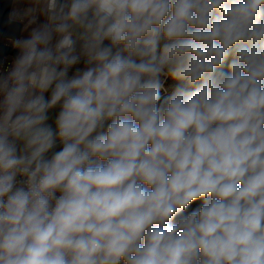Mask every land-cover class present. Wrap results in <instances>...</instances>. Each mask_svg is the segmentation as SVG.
I'll return each instance as SVG.
<instances>
[{"label":"clouds","instance_id":"1","mask_svg":"<svg viewBox=\"0 0 264 264\" xmlns=\"http://www.w3.org/2000/svg\"><path fill=\"white\" fill-rule=\"evenodd\" d=\"M7 23L31 30L0 71V264H264V0Z\"/></svg>","mask_w":264,"mask_h":264},{"label":"water","instance_id":"2","mask_svg":"<svg viewBox=\"0 0 264 264\" xmlns=\"http://www.w3.org/2000/svg\"><path fill=\"white\" fill-rule=\"evenodd\" d=\"M13 0H0V38H18L20 35V23L9 25L7 17L10 12ZM15 50L11 44L0 41V71L8 55H14Z\"/></svg>","mask_w":264,"mask_h":264},{"label":"built area","instance_id":"3","mask_svg":"<svg viewBox=\"0 0 264 264\" xmlns=\"http://www.w3.org/2000/svg\"><path fill=\"white\" fill-rule=\"evenodd\" d=\"M12 7H13V3H12V6H11V9H12ZM11 9H10V11H11ZM40 22H43V17H40ZM20 25H21V30H20L19 37H27V35H28V33L30 32L31 29L29 28L27 30H24L23 23H20ZM0 41L11 44L10 40H8V39L0 38ZM15 54H16V51H15ZM15 54L7 56V58H6L5 62H4V65L2 67V70L6 69L7 67L10 66L11 61H12L13 57L15 56ZM174 84H175V81H173L171 78H165V89H166V91H162V93H161L162 96L169 95L171 93V91H172V88H173Z\"/></svg>","mask_w":264,"mask_h":264},{"label":"rangeland","instance_id":"4","mask_svg":"<svg viewBox=\"0 0 264 264\" xmlns=\"http://www.w3.org/2000/svg\"><path fill=\"white\" fill-rule=\"evenodd\" d=\"M80 67H83V65L81 64V65H79ZM200 203H202L201 201H195L190 207H197V206H199L200 205Z\"/></svg>","mask_w":264,"mask_h":264},{"label":"trees","instance_id":"5","mask_svg":"<svg viewBox=\"0 0 264 264\" xmlns=\"http://www.w3.org/2000/svg\"><path fill=\"white\" fill-rule=\"evenodd\" d=\"M226 67V66H225ZM194 203V202H193Z\"/></svg>","mask_w":264,"mask_h":264}]
</instances>
